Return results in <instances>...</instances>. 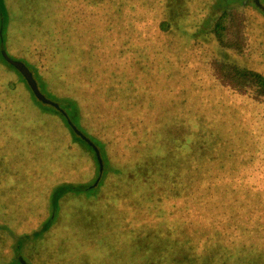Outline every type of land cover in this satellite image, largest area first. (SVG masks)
I'll list each match as a JSON object with an SVG mask.
<instances>
[{
	"label": "trees",
	"instance_id": "trees-1",
	"mask_svg": "<svg viewBox=\"0 0 264 264\" xmlns=\"http://www.w3.org/2000/svg\"><path fill=\"white\" fill-rule=\"evenodd\" d=\"M20 1L16 5L19 14L12 21L18 22V30L9 36L11 5L0 0V153L5 140L11 137L4 128L6 118H18L16 111L2 101L4 94L8 89L13 92L17 81L33 94L20 72L1 55V49L16 44L13 51L18 50L19 57L38 68L39 75L35 74L40 82L66 91L59 94L65 100L61 107L65 114L33 95L46 112L60 115L71 142L79 146L78 140L85 142L67 121H71L70 116H79L77 99L82 93L91 101L88 92L97 86L103 91L97 95L111 100L102 107L115 111L110 120L125 165L135 164L133 170L141 176L147 174L152 189L148 193L151 198L142 201L146 213L139 219L166 218L155 213L159 209L180 212L178 224L189 228L179 230V244H186V255L191 253L192 258L215 251L214 257L208 256L209 264H244L253 254L263 261L264 68L228 60V46L222 43L226 28L223 18L232 0H213L208 12L201 0H180L184 10L180 7L174 15L167 10L168 0ZM251 4L264 18V0ZM168 44L177 49L171 61L163 56ZM208 44L215 50L210 58L212 65H219L218 72L210 70V75L200 53L193 51ZM191 83L195 87L191 88ZM246 85L251 87L253 102L238 94L245 91ZM118 98L122 100L114 104ZM134 99L145 104L134 108ZM90 106L97 109L96 105ZM121 113L124 116L118 118ZM82 124L94 127L87 117ZM101 150L107 157L105 146ZM16 151L20 153L19 148ZM108 170L119 168L109 165L105 174ZM90 186L57 185L50 193L51 208L56 209V200L64 191H85ZM155 191L160 192L157 198L164 203L162 207H154ZM206 201H210L208 206ZM209 209L245 211L237 220L234 217V228L252 229L248 237L241 238L243 246L234 244L233 239L223 245L214 237L218 234L222 239L226 230L218 218L207 220L205 213L198 214ZM52 217L43 223L44 227ZM255 239L262 245L253 243Z\"/></svg>",
	"mask_w": 264,
	"mask_h": 264
},
{
	"label": "rangeland",
	"instance_id": "rangeland-1",
	"mask_svg": "<svg viewBox=\"0 0 264 264\" xmlns=\"http://www.w3.org/2000/svg\"><path fill=\"white\" fill-rule=\"evenodd\" d=\"M201 1L205 2L204 8L207 12L210 11L213 0ZM6 2L11 5L10 13L13 14L9 19V36H14L18 30V22L12 21L19 14L16 5L21 1ZM167 3L170 15H174L180 7L181 11L184 10L183 3L179 6L180 0H168ZM225 8L227 14L223 22L226 23V28L222 43L226 42L228 46L225 50L228 60L254 68H264V18L251 4V0H232ZM213 12L211 14L215 16ZM15 47L16 44H12L7 46V49L4 47V51L9 57L30 65L38 74V68L32 62L19 57L18 50L13 51ZM163 49L166 60L176 58L177 49L171 48L169 44ZM193 51L200 53L209 75L210 70L218 72L219 65H212L210 60L215 54L211 45ZM9 70L15 74L13 69ZM35 73L40 91L63 108L65 100H62L59 94L66 91H60L50 83L40 82L41 79L39 80ZM193 87L195 85L191 83V88ZM101 90L102 88L97 86L90 88L88 94L91 95V101L84 99L85 95L82 93L81 99H77L81 109L79 116H70L71 122L78 129L97 140L94 142L99 152L104 146L106 148L107 157L101 153L103 150L100 152V177L88 190L64 191L56 200V209L51 208L49 202L52 188L62 183L85 185L96 179L94 171L96 172L97 166L92 150L81 140H78L81 146L75 143L76 141L71 142L60 115L51 110L46 112L24 83L17 81L14 91L8 89L4 94L2 101L16 111L18 118H6L4 128L9 131L11 137L5 140L6 146L0 153V264H178L181 258L183 262L179 264L211 263L208 256L214 257L215 251H209L203 257L192 258L193 254L186 255V244H179V238L182 236V233H178L179 230L185 232L189 228L178 224L181 220L180 212L155 209V213L166 215V218H154L151 221L139 219L146 213L142 201L151 198L148 193L152 189L147 181V174L141 176L133 170L135 164L125 165L121 143L117 140L110 120L115 111L102 107L103 104L111 103V100L98 96L97 92L103 93ZM10 93L12 98H9ZM238 94L247 96L241 98L245 101H255L248 85L245 86L244 92ZM119 100L122 99L118 98L114 104ZM134 102V108L139 106V103L145 104L139 99H134ZM91 104L96 105L97 109L93 110ZM123 116V113L118 114V118ZM85 117L94 127L88 128L82 124ZM14 145L19 148L20 153ZM109 165L118 167L119 171L108 170L105 174ZM159 193L155 191L152 195L155 208L164 204L161 198H157ZM209 202H205L206 206ZM262 202L264 203V200ZM209 210L198 211V214L205 213L207 220L211 217L218 218L226 230L221 234L222 239L218 234H214V237L224 243L223 245L228 242L227 239H233L234 244L243 246L241 238L248 237L252 229L239 226L234 228V225L236 223L237 226L238 216H242L245 211L235 213L230 210ZM51 214L53 217L50 223L44 227L43 223L50 219ZM243 220L248 219L244 217ZM251 220L257 222L253 217ZM227 231L230 233L227 234ZM256 241L259 246L264 244H261L259 239H255L253 243ZM187 249L191 252V248ZM254 256L257 255L253 254L244 264H264V257L262 261ZM232 263L242 264L239 261Z\"/></svg>",
	"mask_w": 264,
	"mask_h": 264
},
{
	"label": "water",
	"instance_id": "water-1",
	"mask_svg": "<svg viewBox=\"0 0 264 264\" xmlns=\"http://www.w3.org/2000/svg\"><path fill=\"white\" fill-rule=\"evenodd\" d=\"M1 55L4 59H6L7 62L11 63L18 72L23 76L24 80L28 84L29 88L33 92L36 98L41 100L43 103H46L48 105L53 106L54 108L58 109L59 111L63 112L62 108L58 106L57 102L47 96H45L38 87V82L34 76L35 70L30 65L28 66L26 63H24L21 60L13 59L9 57L3 49H1ZM65 114V112H63ZM67 118V117H66ZM68 124L70 128L73 130V132L82 140L85 141L87 145L91 147V153L94 156L95 165L97 166L96 172L94 171V182L91 183V186L94 185L98 178L100 177L101 171H102V160L99 155L98 147L95 144L94 141L97 142V140L93 139L91 136L86 135L83 133L80 129H78L68 118H67ZM52 215V214H51Z\"/></svg>",
	"mask_w": 264,
	"mask_h": 264
},
{
	"label": "flooded vegetation",
	"instance_id": "flooded-vegetation-1",
	"mask_svg": "<svg viewBox=\"0 0 264 264\" xmlns=\"http://www.w3.org/2000/svg\"><path fill=\"white\" fill-rule=\"evenodd\" d=\"M243 2V0H241ZM245 2H248V0H244ZM251 2H258V0H251Z\"/></svg>",
	"mask_w": 264,
	"mask_h": 264
}]
</instances>
